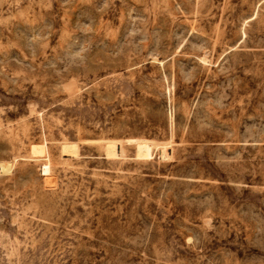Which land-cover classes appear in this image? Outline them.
I'll list each match as a JSON object with an SVG mask.
<instances>
[{
  "label": "rangeland",
  "instance_id": "obj_1",
  "mask_svg": "<svg viewBox=\"0 0 264 264\" xmlns=\"http://www.w3.org/2000/svg\"><path fill=\"white\" fill-rule=\"evenodd\" d=\"M0 166V264H264V0H0Z\"/></svg>",
  "mask_w": 264,
  "mask_h": 264
},
{
  "label": "bare ground",
  "instance_id": "obj_2",
  "mask_svg": "<svg viewBox=\"0 0 264 264\" xmlns=\"http://www.w3.org/2000/svg\"><path fill=\"white\" fill-rule=\"evenodd\" d=\"M169 148H167L166 150H163L164 153H166V151H168ZM2 165V164H1ZM6 165V164H5ZM1 167V166H0ZM5 167V166H4ZM9 168V167H8ZM43 172L44 173H50V165L49 164H45L43 167Z\"/></svg>",
  "mask_w": 264,
  "mask_h": 264
}]
</instances>
